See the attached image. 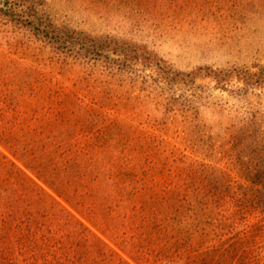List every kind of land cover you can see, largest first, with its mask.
Returning <instances> with one entry per match:
<instances>
[{
  "label": "rangeland",
  "instance_id": "374dc122",
  "mask_svg": "<svg viewBox=\"0 0 264 264\" xmlns=\"http://www.w3.org/2000/svg\"><path fill=\"white\" fill-rule=\"evenodd\" d=\"M34 1L113 50L0 14V264H264V0Z\"/></svg>",
  "mask_w": 264,
  "mask_h": 264
},
{
  "label": "trees",
  "instance_id": "16d2710c",
  "mask_svg": "<svg viewBox=\"0 0 264 264\" xmlns=\"http://www.w3.org/2000/svg\"><path fill=\"white\" fill-rule=\"evenodd\" d=\"M9 1L11 0H4V5L7 9L6 11L0 10V14L7 20L13 22L18 28L28 27L30 30H37L33 36L40 41H44L58 52L64 53L68 51L70 54L74 55L73 57L75 58L95 59L97 55H101L106 49L113 50L109 38H106L105 41L101 43L98 38L88 34L69 30H58L50 22L37 24L34 0H13L10 4ZM153 57L152 55H139L137 50H130L127 61H151ZM207 75H210V77L215 78L218 83H221L217 75L210 74V72H208ZM250 234V237L245 234L244 238H251L253 240L254 233L251 232ZM226 260H228V262H225ZM216 264H256V261L251 260L243 254L232 256L226 252L220 254Z\"/></svg>",
  "mask_w": 264,
  "mask_h": 264
}]
</instances>
